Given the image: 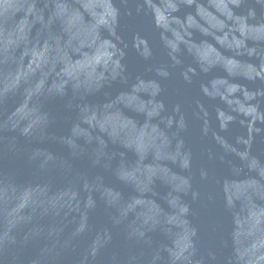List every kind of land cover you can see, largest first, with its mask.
<instances>
[{
    "label": "water",
    "instance_id": "water-1",
    "mask_svg": "<svg viewBox=\"0 0 264 264\" xmlns=\"http://www.w3.org/2000/svg\"><path fill=\"white\" fill-rule=\"evenodd\" d=\"M0 264H264V0H0Z\"/></svg>",
    "mask_w": 264,
    "mask_h": 264
}]
</instances>
